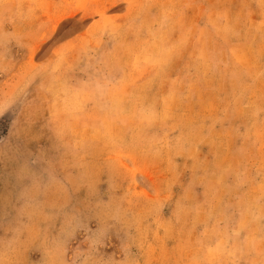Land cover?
Instances as JSON below:
<instances>
[{"label":"rangeland","instance_id":"374dc122","mask_svg":"<svg viewBox=\"0 0 264 264\" xmlns=\"http://www.w3.org/2000/svg\"><path fill=\"white\" fill-rule=\"evenodd\" d=\"M0 264H264V0H0Z\"/></svg>","mask_w":264,"mask_h":264}]
</instances>
